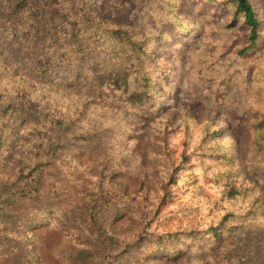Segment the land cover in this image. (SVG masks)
Wrapping results in <instances>:
<instances>
[{
  "label": "trees",
  "instance_id": "trees-1",
  "mask_svg": "<svg viewBox=\"0 0 264 264\" xmlns=\"http://www.w3.org/2000/svg\"><path fill=\"white\" fill-rule=\"evenodd\" d=\"M86 2L0 0V264H42L36 255L35 229L46 225L52 215L77 223L74 234L80 246L75 251L91 252L93 245L85 240L93 239L98 242L94 249L110 250L113 261L129 255L132 248L174 257L190 241L216 244L230 238L214 264H264V92H250V105L238 107L237 102L244 66L252 61L264 36V14L253 0H224L248 28L247 44L221 55L218 48L227 50L238 30L233 21L223 22L198 33V39L216 48L212 56L195 65L179 60L177 86L182 87V95L216 108L229 120L252 111L245 123L251 137L245 161L237 164L226 145L219 144L223 132L203 123L206 135L195 156L199 169H204L205 159L207 166L205 181L198 186L208 187L215 196L176 209V216L201 214L194 227L176 223L160 230L159 221L153 230L154 216L143 209L132 213L128 205L137 201L138 193L145 205L152 193L154 213L160 214L159 202L169 195L167 184L179 181L178 166L166 182H160L159 191L143 181L132 193L111 178L124 117L132 111L154 117L167 101L158 92L150 46L153 32L106 26L87 14ZM147 4L154 5L149 0ZM260 60L264 62V56ZM157 128L162 129L161 122ZM209 138L216 141L213 146ZM238 140L236 135L237 145ZM82 153L87 164L67 160ZM195 183L193 173L183 183L184 191L192 193ZM125 215L128 228H113ZM83 233L88 239L83 240ZM96 264L109 262L98 256Z\"/></svg>",
  "mask_w": 264,
  "mask_h": 264
},
{
  "label": "rangeland",
  "instance_id": "rangeland-1",
  "mask_svg": "<svg viewBox=\"0 0 264 264\" xmlns=\"http://www.w3.org/2000/svg\"><path fill=\"white\" fill-rule=\"evenodd\" d=\"M56 1L63 2L64 0ZM149 1L154 5L147 4V0H87L86 2L87 14L102 21L106 26H132L143 34L153 32L154 40L150 46L154 52L153 63L157 67V84L160 87L158 92L165 94L167 99L162 111L154 117L153 115L144 117L133 111L124 117L126 119L124 132L120 140V148L117 150V158L114 161L116 171L111 178L115 182L126 185L127 190L132 193L140 189L143 181L149 188L158 190L160 182H166L168 173L178 166L175 174L179 181L177 184H167L169 195L166 201L159 202L160 214L154 213L152 193L149 195L150 201L144 202L145 205L140 201L141 193H138L137 201L131 202L128 208L130 212L143 209L147 216L152 214L155 218L152 225L150 224L153 230L159 221L163 223L160 230L173 228L176 223L188 229L201 220V214L198 212L189 215L181 213L180 216H176V209L196 206L215 196L208 187L200 189L198 186L205 181L203 172L207 166V159H205L204 169H199L195 156V148L200 146L205 134L202 124H210L213 130L219 128L223 132L224 136L219 144L226 145V150L237 158V164H241L245 161L244 154L251 137L245 123L253 112L250 111L244 116L240 114L239 119L234 116L232 120H229L216 108H207L200 101L187 99L185 95H182V87L177 86L182 69L179 60L184 64L195 65L212 56L213 49L216 52L215 47L198 39V33L204 28L215 29L223 22L229 21L235 24V28L238 29L237 36L227 42V50L223 51L221 49L224 48L223 46L218 48L221 55L231 51L234 46H245L248 28L242 26L241 22L232 15L231 9L224 3V0L213 2L209 0ZM253 1L264 14V0ZM212 40L217 42L214 37ZM258 44V51L251 56L252 61L250 60V63L244 66L246 74L239 91L238 107L250 105V92L255 90L264 92V62L260 60V56H264V36ZM155 120H157L156 124ZM159 122L162 123L161 130L157 128ZM236 135L241 145L239 143L237 145ZM208 141L212 146L216 143L211 138ZM208 149L204 145L203 151ZM182 155L185 158L182 159ZM77 159L81 164H87L84 153L69 155L67 158L71 161L70 163ZM210 163L212 164L211 160ZM95 173L98 171L96 170ZM193 173L196 176V185L191 190L192 193H189L186 192L187 190L184 191L183 183L189 180ZM248 184L246 180L245 185ZM180 185L181 187H178ZM160 196L159 192V198ZM203 208L205 209V205ZM172 209H174L173 213L168 214ZM128 220L127 215L119 217L114 222L113 228L117 230L122 226L128 228L125 226ZM74 225L77 223L52 215L46 225L35 229L38 240L35 250L42 264H96L98 256L105 257L109 264H214V261L220 258L221 253L232 242L230 238H225L216 244L204 242L200 244L197 241H190L189 245L185 244L184 249L174 257L164 258L154 256L153 252L147 250L132 248L128 251L129 255L123 256L122 254L117 261H113L110 250L96 251L94 246L98 242L95 244V241L88 239L84 233L82 234L83 240L88 239L85 242H88L90 246L93 245V249L87 253L86 250L75 251L80 243L76 240L74 232L77 227L75 228ZM118 233L126 232L118 231ZM250 250L249 248L248 252ZM262 253L264 254L263 251Z\"/></svg>",
  "mask_w": 264,
  "mask_h": 264
}]
</instances>
